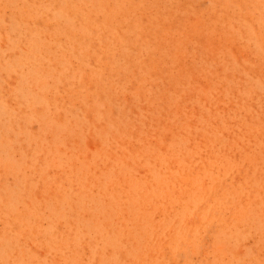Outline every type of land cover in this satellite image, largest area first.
Here are the masks:
<instances>
[{
  "label": "rangeland",
  "instance_id": "374dc122",
  "mask_svg": "<svg viewBox=\"0 0 264 264\" xmlns=\"http://www.w3.org/2000/svg\"><path fill=\"white\" fill-rule=\"evenodd\" d=\"M0 264H264V0H0Z\"/></svg>",
  "mask_w": 264,
  "mask_h": 264
}]
</instances>
